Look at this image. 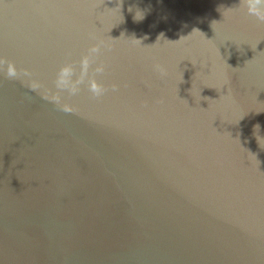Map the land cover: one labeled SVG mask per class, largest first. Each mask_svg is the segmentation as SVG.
I'll return each mask as SVG.
<instances>
[{
  "label": "water",
  "instance_id": "obj_1",
  "mask_svg": "<svg viewBox=\"0 0 264 264\" xmlns=\"http://www.w3.org/2000/svg\"><path fill=\"white\" fill-rule=\"evenodd\" d=\"M250 3L0 0V264H264Z\"/></svg>",
  "mask_w": 264,
  "mask_h": 264
},
{
  "label": "clouds",
  "instance_id": "obj_2",
  "mask_svg": "<svg viewBox=\"0 0 264 264\" xmlns=\"http://www.w3.org/2000/svg\"><path fill=\"white\" fill-rule=\"evenodd\" d=\"M264 4V0H255V3H250L249 4V12L252 14L260 15L264 9H260L258 5Z\"/></svg>",
  "mask_w": 264,
  "mask_h": 264
}]
</instances>
